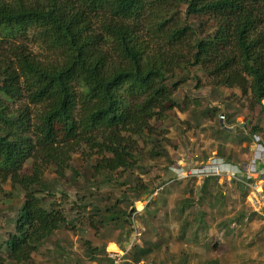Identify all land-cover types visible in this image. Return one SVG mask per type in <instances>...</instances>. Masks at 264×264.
I'll list each match as a JSON object with an SVG mask.
<instances>
[{"label":"trees","instance_id":"trees-1","mask_svg":"<svg viewBox=\"0 0 264 264\" xmlns=\"http://www.w3.org/2000/svg\"><path fill=\"white\" fill-rule=\"evenodd\" d=\"M203 75L213 98L236 88L250 110L261 105L245 132L224 129L210 103L200 101ZM184 89L179 102L175 94ZM263 99L264 0H0V189L11 186L0 211V264H113L107 242L132 229L134 203L156 189L136 213L147 228L129 251L133 264H187L190 257L208 264L205 215L228 234L232 225L264 217L249 206L250 189L241 182L233 210L218 176L197 189L196 179H186L174 193L166 182L176 148L157 121L175 124L170 113L187 112L210 134L198 161L215 150L236 164L251 156L253 134L264 139ZM177 122L186 140L189 122ZM226 123L237 124V114H227ZM149 163L161 166L159 184ZM49 168L58 192L41 187ZM91 230L104 237L100 244L86 237ZM173 240L186 247L179 256L167 251ZM246 243L240 245L264 252L263 224ZM242 256L240 264L260 262Z\"/></svg>","mask_w":264,"mask_h":264},{"label":"rangeland","instance_id":"rangeland-1","mask_svg":"<svg viewBox=\"0 0 264 264\" xmlns=\"http://www.w3.org/2000/svg\"><path fill=\"white\" fill-rule=\"evenodd\" d=\"M32 49L34 51V54H40L41 52V50L38 49L37 46L32 45ZM191 73H194V71H192ZM197 74H201V73L198 72ZM208 81H209V78L207 76L203 75L201 77L202 85L206 84ZM187 84L190 90H195L193 88V85L195 84L194 79L190 78ZM225 88H226L225 93L223 92L222 96L217 97V98H213L210 95L211 86H209L208 84L204 85L201 91H196V90L195 91L200 101L203 100L202 102L210 103L211 108L214 109L215 118L218 117V115L221 112H225L226 116L227 114H230L229 112L230 107H232V105L235 104L239 109L238 110L239 112L237 114V117H238L237 120L239 121V123H241V126H242L240 129V132H245L244 128H246L247 124L254 123L256 121L258 113L261 109V105L258 104L254 110H250L247 107L248 98L246 96L241 97L244 100L242 101L240 99V92L236 88H227V87ZM187 95L188 94L186 93V90L184 89L180 93L179 91L176 92L175 97L177 100H179V102H182ZM26 101H27L26 98H22L21 100L13 103L12 105L18 106L19 104L26 102ZM185 101L187 103V110L191 111L194 105L193 94L190 93V95ZM262 102L264 103V99ZM225 103H227V105H225ZM33 107L34 106L31 105V108ZM187 114H188L187 112L185 113V111H181L178 108H175V110L170 113L171 118H174L176 123H178L177 121L179 122L188 121L189 122L187 124L188 125L187 130L184 133L186 140L183 139L184 138L183 136L179 135L176 123L170 124V121L167 118L165 119L160 118L159 121H157V123L164 127L163 132L166 138L171 141V148L173 147L176 148L172 152V156L174 155L173 157L179 154V153L176 154V152H181V153H184L185 156H189L191 160L198 161L197 156L199 155V152H201L203 148H208L209 146L210 134H208L209 135L208 137H205L206 133L204 132L202 127L196 126L191 121H189ZM203 126L206 127V125H203ZM227 133L229 134L230 131H228ZM215 153H216L215 150H211L210 155L212 156V154L214 155ZM74 154H75L74 156H76L77 154H81V150L76 151ZM147 170L149 171L150 176L159 178V179H156L155 183L158 182L159 184L160 182L163 181L162 179L163 172L159 164L154 165L152 163H149L147 165ZM50 171H53V170L49 168L47 172L45 173V178L42 179L41 181V187L43 188L45 192H49V193L53 191L58 192L59 189H61L62 187L59 188V187H53L50 185L49 183L50 179L54 178L56 174L54 171L53 172H50ZM168 175H170V173H168ZM143 177H147V176L144 175ZM196 180L197 181H194V183L192 184V187L194 189H197L199 187L200 181H201L198 179ZM187 181L188 180L181 181L180 184H177L178 180L169 179L166 182V184L168 186H173V189L175 191L174 193L177 194L186 187ZM61 182L65 184L67 181L65 180ZM224 182L227 187L226 189L227 201H228L227 210L237 209L238 205L241 203L240 201V197L242 195L241 188L239 189L237 187V182L232 178H226ZM10 187L11 186L9 183H5L2 185V189H0V211L2 210V208H4L5 202H7L5 200L8 199V195L5 193V191L9 190L10 192ZM197 192L195 191V194H198ZM55 196L59 197L58 193ZM247 199L249 201L250 198L248 197ZM135 206L137 209H141L143 205L141 202H135ZM172 206H173V203L171 202L170 210H169L170 216L174 215L173 213L174 210H172ZM205 218L207 220V226H208V229L206 232V239L208 238V241L211 245V251H209L208 253V256L210 258L207 259L208 264H211V261H214L216 264H240L239 259L243 257L242 255H249L254 259V261H260L258 264H264V252L259 255L257 254V249H255L254 247L240 245L241 242L246 243L251 238L253 233H255L256 229H258L261 226V224L264 225V219L262 220L259 218H255L252 221H250L249 226H244V227H235L234 225H232L231 233L228 234V233H225V231L223 230H219L215 226L210 215H205ZM172 227H173V233L174 235H176L178 233L177 225L173 223ZM145 228H147V226H145ZM108 236H110L109 233H108ZM133 236H135V240L138 238V234L135 235L134 233L131 232V233H128L125 237H121V239H118L119 240L118 248L121 251H124L126 247V242L125 240H122V239H130ZM86 237L92 239L95 244H100L104 238L103 236L100 235V232L96 230L89 231L86 234ZM78 238H79L78 236H75V242L77 244V247L79 246L80 243H82L81 241L78 240ZM106 247L112 249L115 247V243L109 240L107 242ZM185 248L186 247L182 242H180L179 240H173L170 242L169 246L167 247V251L174 254L175 256H179L182 254ZM41 255H42L41 253H38L36 255V259L38 261L43 260V256ZM194 262H195V259L190 257L187 264H195ZM89 264H94V263L90 262ZM151 264H154V261H152Z\"/></svg>","mask_w":264,"mask_h":264},{"label":"built area","instance_id":"built-area-1","mask_svg":"<svg viewBox=\"0 0 264 264\" xmlns=\"http://www.w3.org/2000/svg\"><path fill=\"white\" fill-rule=\"evenodd\" d=\"M219 119L224 129L232 130L235 128L234 124L226 123L225 112L219 114ZM252 141L253 151L249 159L236 164L227 162L218 156H212L205 162H194L184 155H178L174 157V164L170 167L174 180L186 178L202 179L208 176H218L220 181L232 178L250 189L247 195V198L249 197L250 199L249 201L246 199L249 206H251L252 210L255 209L254 211L264 216V139L259 134H253ZM138 212H135L130 217L135 233H138L137 230L142 224V221H136ZM118 239L116 237L114 240L115 247L108 249V255L113 258V264H133V258L129 255L133 240L129 241V246L125 247L124 251H121L118 248ZM160 264H163V262L160 261Z\"/></svg>","mask_w":264,"mask_h":264},{"label":"clouds","instance_id":"clouds-1","mask_svg":"<svg viewBox=\"0 0 264 264\" xmlns=\"http://www.w3.org/2000/svg\"><path fill=\"white\" fill-rule=\"evenodd\" d=\"M218 117H219V115H218ZM235 125V128L234 129H232V130H236V127H238L237 126V124H234ZM177 153H179L178 155H184V153H181V152H176V154ZM177 155V156H178ZM185 156V155H184ZM213 156H217V155H213ZM176 157V156H175ZM185 157H187L188 159H191L189 156H185ZM210 157H212V156H210ZM209 157V158H210ZM194 162H199V161H194ZM174 164V157H173V163L169 166V168L172 166ZM205 178V177H204ZM204 178H202V179H198V180H203ZM172 179H174V175H173V178ZM186 179H197V178H186ZM186 179H181V180H179V181H184V180H186ZM157 190L158 189H156V190H154L152 193H151V195H149L148 197H147V199L145 200V202L144 201H142V208L141 209H137V211H139V212H141L142 210H143V208H144V205H145V203H147V201L152 197V195H155L156 194V192H157ZM134 205H135V203H134ZM136 207V206H135ZM139 221H142V224L140 225V227H139V229L137 230V232L138 233H135V231H134V228H133V226H132V229L128 232V233H134L135 235H137L138 234V237L140 236V230L142 229V228H145V226H146V224H145V222L143 221V220H139ZM129 224H131V221L129 220ZM132 225V224H131ZM145 225V226H144ZM122 226V225H121ZM125 226L126 227H129L127 224H125ZM127 233V234H128ZM126 234V235H127ZM125 235V236H126ZM121 237H124V236H117V238H119V239H121ZM116 238V237H115ZM115 238L112 240V242H114V240H115ZM138 239V238H137ZM137 239L135 240V236H133L132 238H130V239H128V240H126L125 242H126V247L127 246H129V241L130 240H133V242H132V245H131V247L133 246V244L137 241ZM123 240V239H122ZM131 247H130V249L129 250H131ZM107 249H109V248H107ZM132 257V256H131Z\"/></svg>","mask_w":264,"mask_h":264},{"label":"crops","instance_id":"crops-1","mask_svg":"<svg viewBox=\"0 0 264 264\" xmlns=\"http://www.w3.org/2000/svg\"><path fill=\"white\" fill-rule=\"evenodd\" d=\"M229 104V103H228ZM225 105H227V103H225ZM239 109H238V107L234 104V105H232V107H230V110H229V112L232 114V113H236V114H238L237 112H239L238 111ZM237 119H238V117H237ZM237 125H238V127L240 126V127H242L241 126V123H239V121L237 120ZM238 127H236V129H238ZM263 187H264V185H263ZM125 237V236H124ZM123 240H128V239H123Z\"/></svg>","mask_w":264,"mask_h":264},{"label":"bare ground","instance_id":"bare-ground-1","mask_svg":"<svg viewBox=\"0 0 264 264\" xmlns=\"http://www.w3.org/2000/svg\"><path fill=\"white\" fill-rule=\"evenodd\" d=\"M211 264H216L214 261H211Z\"/></svg>","mask_w":264,"mask_h":264}]
</instances>
